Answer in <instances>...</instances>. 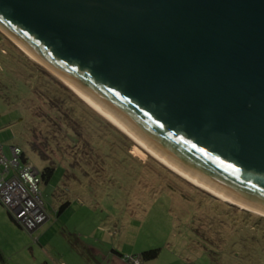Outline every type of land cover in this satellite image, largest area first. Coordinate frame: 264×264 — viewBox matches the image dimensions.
Segmentation results:
<instances>
[{"label":"water","instance_id":"95a60500","mask_svg":"<svg viewBox=\"0 0 264 264\" xmlns=\"http://www.w3.org/2000/svg\"><path fill=\"white\" fill-rule=\"evenodd\" d=\"M0 31L182 166L264 206V0H0Z\"/></svg>","mask_w":264,"mask_h":264},{"label":"rangeland","instance_id":"374dc122","mask_svg":"<svg viewBox=\"0 0 264 264\" xmlns=\"http://www.w3.org/2000/svg\"><path fill=\"white\" fill-rule=\"evenodd\" d=\"M6 66L0 63V142L8 156L12 146H21L39 174L47 163L30 148V130L19 119L17 92L2 83L1 75L9 72ZM88 105L128 136L133 146L121 150L115 146L106 152L111 145L109 133L94 132L98 147L94 163L76 164L72 172L69 161L79 149L65 147L63 151L69 150L71 156L57 155L61 164L54 176L40 183L49 220L48 216L43 219L35 232L12 221L0 202V264H101L108 254L119 257L113 248L126 259L162 249L157 259L145 264H264V231L258 225L264 227L263 215L234 205L177 173ZM125 153L138 161L123 163ZM171 185L179 188L171 189Z\"/></svg>","mask_w":264,"mask_h":264},{"label":"trees","instance_id":"16d2710c","mask_svg":"<svg viewBox=\"0 0 264 264\" xmlns=\"http://www.w3.org/2000/svg\"><path fill=\"white\" fill-rule=\"evenodd\" d=\"M0 63L15 67L9 69V67L6 66L9 72L1 75V80L2 83L9 84L13 92H17L19 105L21 106L20 109L22 110L19 119L23 121L30 130V148L34 153H37L42 161L47 163L44 169L39 172L41 184L42 182H49L54 176L57 166L61 164L56 157L57 155L64 159H66V156H71L69 150L67 152L63 151L65 147L71 150L74 147L76 150L79 149L77 152L78 154L74 152L76 155H72L69 161L73 168L69 169V171L75 170L74 166H76V164H81L83 166L87 163L92 165L94 163L93 158L97 155V152L96 154L94 153L98 148L94 132L104 134L106 131L109 133L108 135L110 136H108L107 141L111 143V145H107L109 148L106 152L115 146H118L117 148L119 150L122 148H131L133 146L134 142L128 136L122 133L114 124L98 114V112L90 107L84 99L83 101L74 90L56 79L50 71L28 56L22 54V52L16 46L12 45V42L1 32ZM15 70H17L18 76ZM2 77H5V81H3ZM93 137L95 139H93ZM92 140L93 143H91ZM0 147H2L4 156L10 160L13 158L12 148L16 147L20 149L19 165L16 168L11 167L9 174L5 175L6 179H10L16 172H20V170L26 166H34L27 152L21 146H12L10 149V156L7 155L5 147L1 142ZM117 150L116 154H120L121 152ZM122 158L123 160L121 161L125 164H127V160L133 162L134 160L138 161L136 159H131V155H127L126 153ZM82 160H84V162L80 163L79 161ZM62 162L64 163L65 160ZM136 163L139 165L138 162ZM129 166L137 168L133 164ZM139 166L141 167V165ZM4 169L5 165H1L0 171ZM84 173H88V171ZM178 188L177 186L174 187V185H171V189ZM0 202L7 207L11 220L24 228L22 224L15 219L13 212L1 197ZM63 211L64 207L60 209L59 213ZM259 219L263 221L262 218ZM258 225L260 230L263 229L261 230L263 232L264 227L261 226V224ZM38 229L39 227L32 232ZM161 251V248L149 249L141 253L138 257H129L127 260L133 261L135 264H144L145 261L149 262L157 259Z\"/></svg>","mask_w":264,"mask_h":264},{"label":"built area","instance_id":"2783aa9c","mask_svg":"<svg viewBox=\"0 0 264 264\" xmlns=\"http://www.w3.org/2000/svg\"><path fill=\"white\" fill-rule=\"evenodd\" d=\"M14 148L16 147L12 148L13 158L10 160L4 156L0 147V166L5 165V169L0 171V197L13 212L15 219L25 229L33 231L48 216L42 200L41 181L33 165L22 168L10 179H6L5 175L9 174L11 167L16 168L19 165L20 149L14 151ZM37 199L39 206L36 204Z\"/></svg>","mask_w":264,"mask_h":264},{"label":"bare ground","instance_id":"6f19581e","mask_svg":"<svg viewBox=\"0 0 264 264\" xmlns=\"http://www.w3.org/2000/svg\"><path fill=\"white\" fill-rule=\"evenodd\" d=\"M13 41L18 44L27 54H29L32 58L39 61L35 54H33L24 44L16 41L11 35L8 34ZM41 61V60H40ZM39 61V62H40ZM65 83L70 86L76 93H78L83 99H85L89 104H91L94 108L100 111L103 115L107 116L111 121H113L116 125H118L123 131L129 134L134 140H136L141 146L145 147L146 150L153 155L155 158L172 168L179 174H182L189 180L193 181L198 186L206 189L210 193L234 204L241 208L247 209L249 211L255 212L257 214L264 216V206L259 204H255L250 202L247 199H243L242 197L230 192L229 190L224 189L222 186L211 182L210 180L203 178L202 176L196 174L195 172L189 170L188 168L182 166L175 160H173L170 156L162 152L160 149L156 148L152 145L146 138H144L139 132H136L126 121H124L116 112L111 110L106 104H104L101 100L96 98L95 96L83 92L73 81L68 78L58 75Z\"/></svg>","mask_w":264,"mask_h":264},{"label":"crops","instance_id":"0c3cea01","mask_svg":"<svg viewBox=\"0 0 264 264\" xmlns=\"http://www.w3.org/2000/svg\"><path fill=\"white\" fill-rule=\"evenodd\" d=\"M47 211V209H46ZM48 213V212H47ZM49 217V215H48ZM49 220V219H48ZM40 228V227H39ZM39 230V229H38ZM113 253H118L119 257L108 254L105 258H102L101 264H131L121 253L117 252L115 248L111 249ZM154 261V260H153ZM133 262V261H132ZM145 264V263H144Z\"/></svg>","mask_w":264,"mask_h":264},{"label":"clouds","instance_id":"9594fccd","mask_svg":"<svg viewBox=\"0 0 264 264\" xmlns=\"http://www.w3.org/2000/svg\"><path fill=\"white\" fill-rule=\"evenodd\" d=\"M48 214V213H47ZM48 219H49V217H48ZM30 232H32V231H30Z\"/></svg>","mask_w":264,"mask_h":264}]
</instances>
